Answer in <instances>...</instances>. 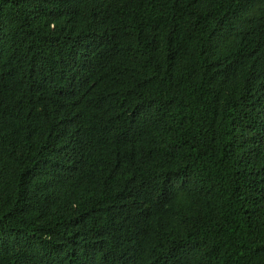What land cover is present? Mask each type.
Masks as SVG:
<instances>
[{"label":"trees","instance_id":"obj_1","mask_svg":"<svg viewBox=\"0 0 264 264\" xmlns=\"http://www.w3.org/2000/svg\"><path fill=\"white\" fill-rule=\"evenodd\" d=\"M0 264H264V0H0Z\"/></svg>","mask_w":264,"mask_h":264}]
</instances>
